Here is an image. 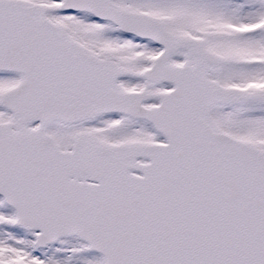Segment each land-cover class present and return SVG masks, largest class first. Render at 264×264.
<instances>
[{"label": "snow or ice", "instance_id": "snow-or-ice-1", "mask_svg": "<svg viewBox=\"0 0 264 264\" xmlns=\"http://www.w3.org/2000/svg\"><path fill=\"white\" fill-rule=\"evenodd\" d=\"M0 264H264V0H0Z\"/></svg>", "mask_w": 264, "mask_h": 264}]
</instances>
